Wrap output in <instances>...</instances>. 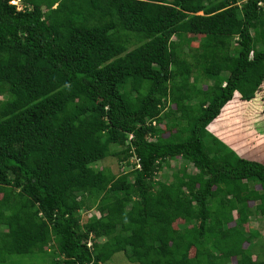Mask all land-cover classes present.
<instances>
[{
  "label": "trees",
  "instance_id": "obj_1",
  "mask_svg": "<svg viewBox=\"0 0 264 264\" xmlns=\"http://www.w3.org/2000/svg\"><path fill=\"white\" fill-rule=\"evenodd\" d=\"M9 1L0 264L49 253L45 264L116 253L135 264H264L242 232L249 203L264 216V164L212 132L232 98L250 102L264 83V0H22L21 11ZM107 158L132 171L114 174ZM177 158L199 178L175 170L171 191L157 192ZM94 208L97 218L78 214Z\"/></svg>",
  "mask_w": 264,
  "mask_h": 264
},
{
  "label": "rangeland",
  "instance_id": "obj_2",
  "mask_svg": "<svg viewBox=\"0 0 264 264\" xmlns=\"http://www.w3.org/2000/svg\"><path fill=\"white\" fill-rule=\"evenodd\" d=\"M246 0H238L241 5ZM198 37H192V46L197 45ZM206 86H204L205 88ZM1 99V98H0ZM231 104L224 110L217 120L213 123V133L221 140L225 141L237 154L243 158L255 159L264 164V83L258 95L249 103H242L238 101L237 97L231 99ZM162 128H164L162 126ZM104 165L110 168L114 174H129L132 170L131 167L123 166L116 163L115 159L107 158ZM103 163H96L95 168L102 167ZM178 170L181 173L188 174L192 179L199 178L198 173L190 164H186L182 159L177 158L169 163L158 174L159 187L156 189L159 193L171 191V184L174 181L172 172ZM256 189L260 187L254 186ZM249 218L246 224L242 226V232L251 238L250 250L253 254L252 260L256 256L264 259V216L254 214V203H249ZM83 221L91 217H99L100 212L94 208L91 211H80L78 213ZM236 214V213H235ZM24 220V219H23ZM181 221L175 222L177 226ZM0 229L5 231V226H0ZM100 242H103L101 240ZM245 248L247 244L244 245ZM18 257V256H16ZM52 259V253L44 256L37 257H23L19 259L29 264H45ZM16 260V259H14ZM18 260V259H17ZM102 264H135L129 262L122 253H116L113 257ZM232 264H235L233 259Z\"/></svg>",
  "mask_w": 264,
  "mask_h": 264
},
{
  "label": "built area",
  "instance_id": "obj_3",
  "mask_svg": "<svg viewBox=\"0 0 264 264\" xmlns=\"http://www.w3.org/2000/svg\"><path fill=\"white\" fill-rule=\"evenodd\" d=\"M21 0H10L9 4L16 5L17 11H20L22 9V5L20 4Z\"/></svg>",
  "mask_w": 264,
  "mask_h": 264
},
{
  "label": "clouds",
  "instance_id": "obj_4",
  "mask_svg": "<svg viewBox=\"0 0 264 264\" xmlns=\"http://www.w3.org/2000/svg\"><path fill=\"white\" fill-rule=\"evenodd\" d=\"M21 1H22V0H21ZM20 4H21V2H20ZM10 5H11V4H10ZM21 5H22V4H21ZM13 6H15V7H16V10H17V6H16V5H13ZM21 10H22V9H21ZM21 10H20V11H21Z\"/></svg>",
  "mask_w": 264,
  "mask_h": 264
},
{
  "label": "crops",
  "instance_id": "obj_5",
  "mask_svg": "<svg viewBox=\"0 0 264 264\" xmlns=\"http://www.w3.org/2000/svg\"><path fill=\"white\" fill-rule=\"evenodd\" d=\"M247 103H249V102H247Z\"/></svg>",
  "mask_w": 264,
  "mask_h": 264
}]
</instances>
